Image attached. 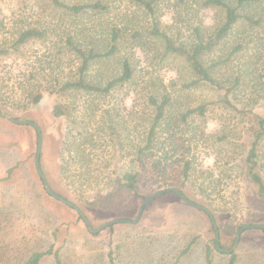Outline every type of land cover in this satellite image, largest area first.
Returning <instances> with one entry per match:
<instances>
[{"label":"rangeland","instance_id":"1","mask_svg":"<svg viewBox=\"0 0 264 264\" xmlns=\"http://www.w3.org/2000/svg\"><path fill=\"white\" fill-rule=\"evenodd\" d=\"M62 1L82 4L95 0ZM102 2L108 6L106 11L89 10L74 17L54 10L46 0H0V48L9 52L0 54V97L9 105H1L0 98V109L40 127V165L47 182L77 204L93 228L114 219L133 220L147 196L176 187L211 210L220 246L229 248L242 225L264 224V205L254 198L244 174L242 148L216 141L223 132L233 134L240 123L219 103L220 90L204 83L184 87L193 79L187 64L175 54L165 53L163 41L148 33L155 21L176 43H190L196 27L203 37L210 35L223 13L202 8L201 0H157L153 16L134 0ZM241 13L261 17L260 25L251 27L240 21L204 62L229 56L215 76L232 82L239 75L233 102L264 112V0L246 4ZM27 26L45 30L46 36L30 40L16 51L8 48ZM113 27L120 30L118 52L92 62L86 78L105 84L118 75L122 59L127 58L133 68L130 82L106 95L44 93L37 104H31L30 92L76 73L79 59L61 41L66 33L103 40ZM134 30L140 35L133 37ZM237 44L242 49L233 53ZM150 94L157 100L166 94L170 103L142 178L130 190L114 176L133 169L134 148L145 142L153 114ZM206 102L212 103L204 119L195 117L188 126L180 124L181 112ZM56 103L64 106L61 116L52 113ZM36 146L32 126L0 116V264H25L34 251L51 244L59 252L60 264H109L110 250L114 264H206V246L211 249V264L229 261L230 255L215 246L208 215L174 192L152 199L136 223H114L90 232L75 209L44 190L34 166ZM190 158H194V167L185 183L180 171ZM258 165L264 179V136L258 146ZM9 168L13 171L7 177ZM233 252L235 264H264V229L244 230ZM40 264L56 263L46 256Z\"/></svg>","mask_w":264,"mask_h":264},{"label":"trees","instance_id":"2","mask_svg":"<svg viewBox=\"0 0 264 264\" xmlns=\"http://www.w3.org/2000/svg\"><path fill=\"white\" fill-rule=\"evenodd\" d=\"M50 3L54 10H60L64 14L69 16H80L91 10L93 12H104L107 10V4H104L102 0H95L91 3H71L68 4L62 0H46ZM135 3L144 8L150 15H154V3L157 0H134ZM235 4H231L227 0H201L200 5L202 8H216L223 13L222 20L219 25L213 30V32L203 37L199 28L194 29V39L190 43H176L172 37L168 36L164 30H161L157 22H153L152 27L149 30V34L155 38L161 39L165 46V53H172L182 58L187 64L189 70L193 75V79L184 85V87L196 86L200 83L208 84L216 89L220 90L223 95L219 99V103L223 108L228 110L232 118H235L239 123V127L232 133L223 132L220 136H216V141L234 144L235 147L242 148V165L244 167V174L246 179L253 187L254 198L256 201L264 205V179L258 165V146L264 136V112L260 111L258 107L248 108L245 106H239L233 102L235 99V93L241 82L240 76L236 75L233 81L220 80L215 76L220 65L226 64L230 57L228 56L224 60L214 61L211 63L204 62V57L211 53L232 31V29L240 22L245 21L249 26L260 25L261 17L258 19L253 18L250 15L241 13L243 6L249 3L256 2L258 0H234ZM119 31L117 28H111L107 37L103 40L96 37H80L78 33L74 34L69 32L65 34L64 42L65 48L74 53L76 58L79 59V65L77 67L74 76L68 80L59 81L58 79L52 80L46 87L39 88L34 94L30 92L31 104H37L44 93L55 94L56 96H63L70 92L83 93L87 95L98 94L106 95L115 88H121L131 81L133 77V68L127 58H123L121 62V70L117 76L109 79L105 84H95L88 81L86 78L87 70L90 64L98 59L109 58L118 52L119 45ZM140 35L139 30H134L133 37ZM46 36L45 30H40L34 26L24 27L18 32V35L13 40L8 48H12L13 51L19 49L23 44H26L30 40L41 39ZM79 37V38H78ZM55 44V42H54ZM242 49L241 44H237L233 49V53ZM9 53L5 48H0V54ZM32 94V95H31ZM3 102L1 105L9 106L8 102L0 97ZM149 104L153 108V114L151 117V123L147 134L145 136V142L142 145H137L134 148L130 162L133 169L126 170L122 173H116L114 180L126 189H136L139 181L142 178L144 172V166L146 159L154 147L156 141V135L159 133L162 123L166 119L167 107L170 103L169 97L164 94L161 100H157L154 95L148 96ZM212 102H206L197 106L187 108L181 112L179 116L180 124L188 126L190 120L195 117L205 118L208 111V106ZM12 104V103H11ZM63 104L56 103L52 109L54 116H61L64 114ZM111 128V127H110ZM112 129V128H111ZM65 165L62 164L61 171L65 172ZM194 158L187 159L182 166L180 174L183 176L185 183L189 181V177L193 172ZM13 168L7 170V177L11 174ZM51 187V186H50ZM184 191V190H183ZM182 191V192H183ZM48 194V193H47ZM49 195V194H48ZM64 197V196H63ZM57 200V199H56ZM53 237L56 238V231L53 232ZM191 246V243L181 251V255H184L187 249ZM230 255L227 264H235L236 254L235 252L228 253ZM51 256L56 264H60V257L57 248H54V244L48 246V248L40 251H34L26 260L25 264H39L44 257ZM211 249L206 246L205 259L206 264H211L210 260ZM107 260L109 264H114L113 252L110 250L107 253Z\"/></svg>","mask_w":264,"mask_h":264},{"label":"water","instance_id":"3","mask_svg":"<svg viewBox=\"0 0 264 264\" xmlns=\"http://www.w3.org/2000/svg\"><path fill=\"white\" fill-rule=\"evenodd\" d=\"M0 116L5 118L6 120H8L11 123L14 124H19V125H30L32 126L35 131H36V137H37V146H36V152H35V157H34V166H35V170L37 172L38 177L40 178L43 188L44 190L53 198L57 199L58 201H60L61 203L73 208L76 210V212L79 214L80 218L82 219L83 223L85 224V226L87 227V229L92 232V233H97L99 231H101L102 229H104L105 227L112 225L114 223H121V222H128V223H136L139 218L141 217V214L145 208V206L155 197L164 194V193H168V192H174L176 193L184 202H186L187 204L193 206L196 209L202 210L203 212H205L211 222L213 231H214V243L216 248L219 251L225 252V253H231L234 251L241 233L246 230V229H250V228H261L264 229V224L262 223H249V224H244L242 225L240 228H238V230L236 231L234 237H233V241L232 244L229 248H223L220 246V238H219V229L218 226L216 224L214 215L212 214L211 210L209 208H207L204 205L198 204L192 200H190L180 189L176 188V187H166L160 190H157L156 192L150 194L149 196H147L141 203L140 207L138 208L137 214H136V218L133 220L130 219H114V220H109L104 222L103 224L99 225L96 228H93L90 221L88 220V218L86 217V215L84 214V212L81 210V208L75 204L74 202L66 199L65 197L61 196L60 194H58L57 192H55L49 185V183L47 182L45 175L42 171L41 165H40V153H41V147H42V132L40 127L32 120L30 119H17L13 116H10L6 113H4L1 109H0Z\"/></svg>","mask_w":264,"mask_h":264},{"label":"crops","instance_id":"4","mask_svg":"<svg viewBox=\"0 0 264 264\" xmlns=\"http://www.w3.org/2000/svg\"><path fill=\"white\" fill-rule=\"evenodd\" d=\"M40 264V263H39Z\"/></svg>","mask_w":264,"mask_h":264}]
</instances>
